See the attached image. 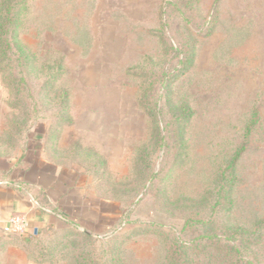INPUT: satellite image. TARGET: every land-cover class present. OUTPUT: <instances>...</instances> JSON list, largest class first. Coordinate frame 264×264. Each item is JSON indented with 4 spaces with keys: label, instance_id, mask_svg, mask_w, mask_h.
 <instances>
[{
    "label": "rangeland",
    "instance_id": "1",
    "mask_svg": "<svg viewBox=\"0 0 264 264\" xmlns=\"http://www.w3.org/2000/svg\"><path fill=\"white\" fill-rule=\"evenodd\" d=\"M18 1L0 178L45 143L73 213L0 264H264V0Z\"/></svg>",
    "mask_w": 264,
    "mask_h": 264
},
{
    "label": "crops",
    "instance_id": "2",
    "mask_svg": "<svg viewBox=\"0 0 264 264\" xmlns=\"http://www.w3.org/2000/svg\"><path fill=\"white\" fill-rule=\"evenodd\" d=\"M44 146L45 143L38 142V148L27 152L30 159L35 158L33 164L32 161L27 164L24 160L18 170L7 175L3 174L0 178V237L4 236L2 229L12 215L26 217L38 230L50 226L57 218L71 219L73 213L69 193L71 188L62 181V177L59 176L60 169L54 168L56 164L45 157ZM61 147L63 146L59 145V149ZM13 164L7 161L2 171L9 172ZM66 205L67 211H65ZM14 239L22 242L24 237H14ZM6 246V251L12 247L8 244Z\"/></svg>",
    "mask_w": 264,
    "mask_h": 264
},
{
    "label": "trees",
    "instance_id": "3",
    "mask_svg": "<svg viewBox=\"0 0 264 264\" xmlns=\"http://www.w3.org/2000/svg\"><path fill=\"white\" fill-rule=\"evenodd\" d=\"M18 2L19 3H24L25 0H19ZM16 5H17V3L14 4V5L11 4L10 3V0H0V58H1V60H9L8 59L9 58V55H13L12 54V51H11V47H12L11 41H12V38L11 37L8 38V37H6V35L10 32L11 27H13L15 25V22L17 21V17H15V13H14V10L16 9L15 8ZM21 49L23 50V47H21ZM18 52L20 53V51H18ZM26 58L28 60V57L23 56V60L26 59ZM145 61H147V58H145L143 60V64H144ZM16 63L18 64V66L21 65V62L19 63V61L18 62L16 61ZM57 67L58 68H61V65L57 63ZM5 68H6L5 65L0 64V73H2V71L5 70ZM58 68H57V70H58ZM141 69L142 68L136 69L137 70L136 72H137L138 75H140L142 73ZM132 70H130V71H132ZM24 76L25 75H22L20 77V79L18 80L17 87H19V85H22V86L24 85V82H25ZM162 76H164L163 73H162ZM54 77H55V75H54ZM55 80H56V78L55 79L53 78V81L54 82H55ZM160 81H161V84L163 85V82L164 81L162 80V78L159 79V81H157V79L155 77H154L153 80H150L147 83L148 86L145 89V91L143 93V96L142 97H139L137 99V106L145 112V115L148 118H151V119H154V117L156 118V116H154L155 115L154 111L153 110L150 111L149 108H150L152 102H153V104L157 102L156 100H154V101L152 100L151 101L152 95H153L152 93H154V91H152V90L155 89L156 82H160ZM163 86H164L163 88H166V87H168V84H165ZM5 87L8 89L7 86H5ZM148 92L151 93L149 95V97L146 94ZM64 94H65V97L59 102V104L61 106V109L60 110H62V111H64V112L67 113V110H68V101L69 100L67 99L68 94L66 92H64ZM25 97H28V96H25ZM28 122H30V121H28ZM16 124H18V123H16ZM16 126H18V125H16ZM156 126H157V124H156ZM25 130H27V127H26ZM157 142L159 144L158 146H161L164 143V136L160 132H158V134H157ZM53 148L56 151V154H58V152H60V151H61L60 153H65L66 151L71 152V150H72V149H70L71 148L70 146H68L66 149H58L56 147V143L53 144ZM56 149H58V151ZM242 150H243V148H240L235 153L233 160L228 165V169H230V170H233L234 169V164L238 160V158H239ZM71 154H72V152H71ZM153 176H154V174L153 173H150V175H149V181L153 178ZM73 216H75V215H73ZM73 218L75 219L76 217H73ZM84 235L87 238L90 237L88 234H84ZM36 239L37 238H35V237L26 236V237H24L23 241L21 242V241H16L15 239H12L11 240L9 238V236H7V235L1 236L0 237V251L2 249H5L7 247L6 246L7 244L8 245H11V246L20 247V248L23 249V251H25L28 248H30L32 246H35V244L37 242Z\"/></svg>",
    "mask_w": 264,
    "mask_h": 264
},
{
    "label": "built area",
    "instance_id": "4",
    "mask_svg": "<svg viewBox=\"0 0 264 264\" xmlns=\"http://www.w3.org/2000/svg\"><path fill=\"white\" fill-rule=\"evenodd\" d=\"M38 231L26 217L20 215L10 216L2 229L4 235L12 237H35Z\"/></svg>",
    "mask_w": 264,
    "mask_h": 264
}]
</instances>
